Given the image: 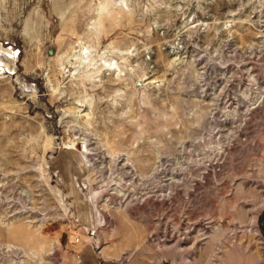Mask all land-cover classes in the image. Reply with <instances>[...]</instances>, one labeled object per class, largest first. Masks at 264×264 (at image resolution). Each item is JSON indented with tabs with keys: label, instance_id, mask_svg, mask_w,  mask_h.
Returning a JSON list of instances; mask_svg holds the SVG:
<instances>
[{
	"label": "rangeland",
	"instance_id": "1",
	"mask_svg": "<svg viewBox=\"0 0 264 264\" xmlns=\"http://www.w3.org/2000/svg\"><path fill=\"white\" fill-rule=\"evenodd\" d=\"M0 264H264V0H0Z\"/></svg>",
	"mask_w": 264,
	"mask_h": 264
},
{
	"label": "bare ground",
	"instance_id": "2",
	"mask_svg": "<svg viewBox=\"0 0 264 264\" xmlns=\"http://www.w3.org/2000/svg\"><path fill=\"white\" fill-rule=\"evenodd\" d=\"M111 66V65H110ZM105 67V66H104ZM110 68V67H109ZM112 69V68H111ZM1 232H3V231H1ZM12 251H13V249H12ZM17 263V262H16Z\"/></svg>",
	"mask_w": 264,
	"mask_h": 264
}]
</instances>
